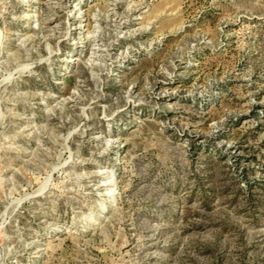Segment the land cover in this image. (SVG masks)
Masks as SVG:
<instances>
[{
    "label": "rangeland",
    "instance_id": "rangeland-1",
    "mask_svg": "<svg viewBox=\"0 0 264 264\" xmlns=\"http://www.w3.org/2000/svg\"><path fill=\"white\" fill-rule=\"evenodd\" d=\"M0 264H264V0H0Z\"/></svg>",
    "mask_w": 264,
    "mask_h": 264
}]
</instances>
